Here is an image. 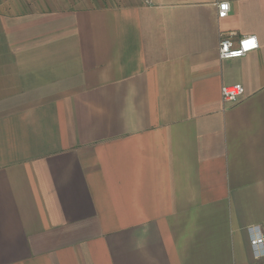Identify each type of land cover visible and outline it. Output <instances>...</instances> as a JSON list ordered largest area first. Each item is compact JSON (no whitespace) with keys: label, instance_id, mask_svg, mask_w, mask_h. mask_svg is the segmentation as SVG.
<instances>
[{"label":"crops","instance_id":"1","mask_svg":"<svg viewBox=\"0 0 264 264\" xmlns=\"http://www.w3.org/2000/svg\"><path fill=\"white\" fill-rule=\"evenodd\" d=\"M260 235L264 0H0V264H264Z\"/></svg>","mask_w":264,"mask_h":264},{"label":"built area","instance_id":"2","mask_svg":"<svg viewBox=\"0 0 264 264\" xmlns=\"http://www.w3.org/2000/svg\"><path fill=\"white\" fill-rule=\"evenodd\" d=\"M217 15L223 18L229 11V3L220 1L216 3ZM258 48V41L255 36H243L234 40L232 34H221L218 41V54L222 59L239 58L246 53ZM220 94L224 101L232 102L244 94L242 84L236 83L232 85H224L220 88ZM252 244H264L263 236L254 238Z\"/></svg>","mask_w":264,"mask_h":264}]
</instances>
